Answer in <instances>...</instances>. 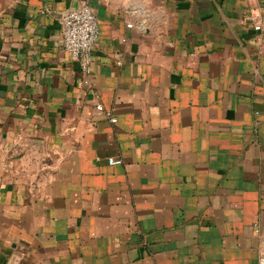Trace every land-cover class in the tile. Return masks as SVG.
I'll return each mask as SVG.
<instances>
[{
  "label": "crops",
  "instance_id": "0c3cea01",
  "mask_svg": "<svg viewBox=\"0 0 264 264\" xmlns=\"http://www.w3.org/2000/svg\"><path fill=\"white\" fill-rule=\"evenodd\" d=\"M78 1L0 0V264H255L264 0H87L90 87Z\"/></svg>",
  "mask_w": 264,
  "mask_h": 264
},
{
  "label": "built area",
  "instance_id": "2783aa9c",
  "mask_svg": "<svg viewBox=\"0 0 264 264\" xmlns=\"http://www.w3.org/2000/svg\"><path fill=\"white\" fill-rule=\"evenodd\" d=\"M61 25V46L69 54L72 61L77 62L82 82L90 87V74L92 71V49L99 37V25L96 15L87 0H79L77 6L69 9L60 18ZM131 24H128L130 26ZM262 24L254 25L255 29H260ZM97 111H103L101 104H96ZM109 121L116 122V118L110 112H105ZM109 165L121 163L118 157H107ZM260 241V250L255 264H264V229L254 226Z\"/></svg>",
  "mask_w": 264,
  "mask_h": 264
}]
</instances>
